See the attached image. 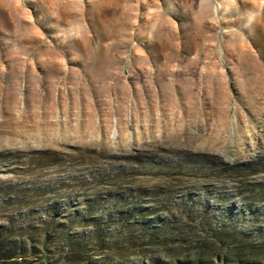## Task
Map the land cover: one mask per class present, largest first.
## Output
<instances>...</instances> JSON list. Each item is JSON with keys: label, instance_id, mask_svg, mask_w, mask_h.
<instances>
[{"label": "rangeland", "instance_id": "obj_1", "mask_svg": "<svg viewBox=\"0 0 264 264\" xmlns=\"http://www.w3.org/2000/svg\"><path fill=\"white\" fill-rule=\"evenodd\" d=\"M0 239L264 260V0H0Z\"/></svg>", "mask_w": 264, "mask_h": 264}, {"label": "trees", "instance_id": "obj_2", "mask_svg": "<svg viewBox=\"0 0 264 264\" xmlns=\"http://www.w3.org/2000/svg\"><path fill=\"white\" fill-rule=\"evenodd\" d=\"M252 248H260L261 249L260 254L264 256V244H256V245L253 244ZM16 257L17 256L15 255V252H13V250L11 249V245L0 239V264H17L18 262H15L14 260V258ZM218 258L220 259V256H218ZM174 264H211V263L204 261L202 259H198V260L184 259V260H178ZM223 264H264V260L261 259L242 260L241 258L230 259L227 255L223 260Z\"/></svg>", "mask_w": 264, "mask_h": 264}]
</instances>
